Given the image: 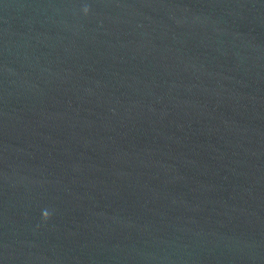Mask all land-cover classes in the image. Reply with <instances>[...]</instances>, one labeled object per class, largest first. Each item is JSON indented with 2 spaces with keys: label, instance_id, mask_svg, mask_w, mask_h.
<instances>
[{
  "label": "water",
  "instance_id": "obj_1",
  "mask_svg": "<svg viewBox=\"0 0 264 264\" xmlns=\"http://www.w3.org/2000/svg\"><path fill=\"white\" fill-rule=\"evenodd\" d=\"M0 264H264V0H0Z\"/></svg>",
  "mask_w": 264,
  "mask_h": 264
},
{
  "label": "clouds",
  "instance_id": "obj_2",
  "mask_svg": "<svg viewBox=\"0 0 264 264\" xmlns=\"http://www.w3.org/2000/svg\"><path fill=\"white\" fill-rule=\"evenodd\" d=\"M84 11H85V13H87L88 9L85 8ZM50 216H51V213L49 211L45 210L42 214V219L46 222L48 219H50Z\"/></svg>",
  "mask_w": 264,
  "mask_h": 264
}]
</instances>
